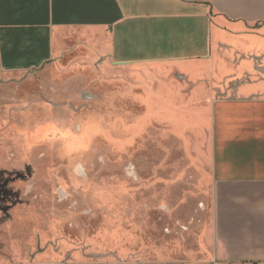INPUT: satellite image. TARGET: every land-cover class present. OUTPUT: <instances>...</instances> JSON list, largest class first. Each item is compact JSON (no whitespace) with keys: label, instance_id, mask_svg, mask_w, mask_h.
<instances>
[{"label":"rangeland","instance_id":"1","mask_svg":"<svg viewBox=\"0 0 264 264\" xmlns=\"http://www.w3.org/2000/svg\"><path fill=\"white\" fill-rule=\"evenodd\" d=\"M188 78L81 51L0 74V264H213L208 101Z\"/></svg>","mask_w":264,"mask_h":264},{"label":"crops","instance_id":"2","mask_svg":"<svg viewBox=\"0 0 264 264\" xmlns=\"http://www.w3.org/2000/svg\"><path fill=\"white\" fill-rule=\"evenodd\" d=\"M80 51L188 75V98L208 101L210 262L264 264V0H0V74Z\"/></svg>","mask_w":264,"mask_h":264}]
</instances>
